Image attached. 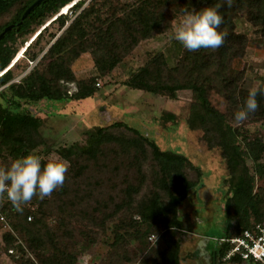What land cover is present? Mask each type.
I'll use <instances>...</instances> for the list:
<instances>
[{"label":"rangeland","instance_id":"374dc122","mask_svg":"<svg viewBox=\"0 0 264 264\" xmlns=\"http://www.w3.org/2000/svg\"><path fill=\"white\" fill-rule=\"evenodd\" d=\"M89 1L85 0L83 6ZM159 1L161 31L142 38L110 70H100L90 50L72 55L71 45L60 53L46 54L77 14L71 11L67 13L70 19L62 28L56 22H46L45 25H50L36 42L33 40L41 26H34L32 32L11 42L21 57L25 45L33 41L13 68L11 79L0 85V109L37 117L39 124L34 139L38 144L30 153L38 154L45 162L50 155L58 156L70 165L63 186L55 190L62 189L65 212L60 214L51 207L46 218L50 229L58 235L57 247L69 264L162 263L169 230L156 221L153 225L132 221L139 218V212L154 194L165 198L157 181L159 167L149 146L141 140H138L141 143L135 141L137 135L130 130L117 127L106 130L110 139L95 142L98 149L95 156L87 157L78 149L87 144L91 132L114 122H125L160 150L182 155L193 167L184 171L197 183L178 206L183 226L174 230L179 240L181 264H246L213 255L214 249L220 247L216 238L222 234L225 224V201L238 176L233 173L232 177L220 142H232L247 152L245 165L254 178V190L264 195V116L259 115L258 108L246 121L237 124L234 120V112L243 107L248 89L253 85L264 88V34L246 10L227 9L231 20L229 31L240 36L231 40L236 53L224 59L223 72L232 97L212 84L207 87V97L213 107L224 113L226 122L239 130L234 139L228 140L229 134L204 114L192 90L151 93L127 85L143 66L148 68L152 79L164 80L170 68L184 61L187 49L173 39L171 22L174 19L178 23L183 15L181 9L186 7L180 5L181 0ZM24 2L18 0L0 13V28L16 16ZM96 3H101L97 13L105 24L116 18L140 19L143 14V0H96ZM94 24L102 23L97 20ZM190 52L187 55L192 57L194 51ZM59 55L70 56L68 65L74 80L61 79L58 85L71 95L77 90L78 81L94 82L96 91L92 96L53 100L11 95L7 85L19 83L36 69L47 78H54L57 69L49 62ZM257 101L264 105V94L258 95ZM241 136L248 139L243 140ZM250 147L259 154L257 161L252 160ZM11 160L10 154L3 151L0 165ZM257 163L259 171L255 168ZM23 248L25 258L40 264L25 245ZM51 252L49 247L43 254ZM11 255L0 242V264H17L19 259Z\"/></svg>","mask_w":264,"mask_h":264},{"label":"trees","instance_id":"16d2710c","mask_svg":"<svg viewBox=\"0 0 264 264\" xmlns=\"http://www.w3.org/2000/svg\"><path fill=\"white\" fill-rule=\"evenodd\" d=\"M16 1L18 0H0V13L8 10ZM33 1L25 0L22 9L16 16L0 28L1 33L7 25L13 24L0 36V85L11 79L12 70L17 62L27 52L31 43L36 42L50 24L56 22L60 28L65 26L70 19L67 15L69 11L77 14L48 47L46 54L51 56L55 51L60 53L68 45H71L72 55L90 50L95 65L102 71L112 69L142 38L151 37L161 31L159 17L162 5L159 0H143V14L140 19H134L129 15L128 18H116L106 24L101 15L97 13L101 3H96V0H90L86 6H83L85 0H41L21 19L24 10ZM217 2L218 0H181L180 5L190 10L193 8L199 10L213 6ZM227 9L246 10L251 21L259 26L264 34V0H234L232 7L225 5L220 9V14L224 17V23L220 30L226 32L224 43L220 48L215 51L201 48L194 51L192 57H189L191 52L187 50L184 61L170 68L168 76L164 80L152 79L149 76L148 68L143 66L136 75L129 79L127 85L151 93L166 91L172 93L184 88L192 90L204 114L213 118L220 127L224 128L230 136L229 140L230 138L234 139L239 134V130L226 122L224 113L213 107L207 97V87L210 84L220 86L218 88L220 92L226 93L230 99L232 97V92L227 90V80L223 72L225 69L224 59L228 55L236 53L231 45V40L240 36H234L229 31L231 20L227 17ZM155 12H157V16ZM97 20L102 24H94ZM46 22L50 24L45 25ZM34 26L42 28L38 29L35 39L25 45L20 57L15 53L11 42L17 37L32 32ZM187 53L189 54L187 55ZM68 56L59 55L49 62V65L55 66L57 69L52 79L47 78L36 69L24 76L19 83L8 84L7 88L11 95L22 99L47 98L53 100H61L64 97L78 100L92 96L96 91L94 82L89 84L78 81L77 90L71 95H68L66 89L58 85V81L61 79L74 80L68 65L70 60V56ZM188 59L191 60L188 63L185 62ZM259 115L264 116V105L261 103L259 104ZM38 124L37 117L31 114L7 113L4 108L0 109V156L3 151H7L13 160L30 153L31 149L38 144V141L34 139ZM117 127L130 130L137 135L135 141L141 140L149 146L152 157L159 167L157 178L159 188L163 189L165 193L164 200L158 193L154 194L139 212V218H132V221L152 225L156 221L161 223L163 228H167L169 230L168 243L162 252L161 264H181L178 256L179 240L174 230L181 229L183 226V221L178 215V206L187 196L189 189L197 183L196 180L189 179L184 171L185 168L192 169L193 167L182 155L160 150L153 141L142 137L134 128L128 127L125 122H114L107 127H98L88 135L87 144L78 149L87 157L95 156L98 153L95 142L110 139L106 130ZM241 138L248 139L246 136H241ZM141 141L138 142L141 143ZM220 143L227 156L232 177L233 173L238 175L237 183L233 185L231 194L225 201V224L222 234L219 236L224 238L236 235L243 229L252 227L255 223L264 222V195L254 190V178L249 174L245 165L247 152L240 150L232 142L221 141ZM250 154H252L253 161L258 160L259 154H256V150L251 147ZM42 163L45 161L42 160ZM1 165L5 164L1 163ZM259 167L260 165L257 163L255 165L257 171H259ZM61 191L62 189L54 191L51 197L43 200L34 197L31 203L24 207L22 213L17 212L9 201L3 204L2 210L7 216L13 232L0 231V242L5 252H8L9 249L13 250L11 254L15 259H19L17 264H36L24 257L23 245L36 256L40 264H69L67 258L57 247L58 235L46 223V218L52 211L51 207H54L60 214L65 212ZM29 215L32 217L31 220H27ZM49 247L52 248V252L49 255H44L43 252ZM214 252L215 258H222L225 255V248L220 245L219 249H214ZM231 261L229 260V262Z\"/></svg>","mask_w":264,"mask_h":264},{"label":"clouds","instance_id":"9594fccd","mask_svg":"<svg viewBox=\"0 0 264 264\" xmlns=\"http://www.w3.org/2000/svg\"><path fill=\"white\" fill-rule=\"evenodd\" d=\"M234 0H218L213 6L202 9L182 8L179 22H171L173 39L183 45L188 51H198L201 48L215 51L225 40L226 33L220 30L224 17L220 9L225 5L232 7ZM264 94V88L256 85L248 89L242 108L234 112L237 124L246 121L251 113L258 110L257 96ZM69 163L50 155L45 163L35 153H28L0 165V200L6 197L12 207L22 213L24 207L31 203L34 197L43 200L63 186Z\"/></svg>","mask_w":264,"mask_h":264},{"label":"built area","instance_id":"2783aa9c","mask_svg":"<svg viewBox=\"0 0 264 264\" xmlns=\"http://www.w3.org/2000/svg\"><path fill=\"white\" fill-rule=\"evenodd\" d=\"M6 197L0 200V231L13 232L7 216L2 210ZM29 215L27 220H31ZM16 236V235H15ZM218 244L225 248L224 260H239L246 264H264V222L255 223L230 237L216 238ZM8 252L13 253L12 249Z\"/></svg>","mask_w":264,"mask_h":264},{"label":"water","instance_id":"95a60500","mask_svg":"<svg viewBox=\"0 0 264 264\" xmlns=\"http://www.w3.org/2000/svg\"><path fill=\"white\" fill-rule=\"evenodd\" d=\"M41 2V0H34L23 12L22 16H21V19H23L27 13L34 7L36 6L37 4H39ZM13 24H10V25H7L4 30L0 33V36L3 34L4 31H7L9 30L11 27H12Z\"/></svg>","mask_w":264,"mask_h":264}]
</instances>
